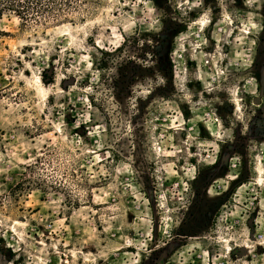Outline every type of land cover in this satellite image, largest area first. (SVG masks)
I'll return each instance as SVG.
<instances>
[{
	"label": "rangeland",
	"instance_id": "374dc122",
	"mask_svg": "<svg viewBox=\"0 0 264 264\" xmlns=\"http://www.w3.org/2000/svg\"><path fill=\"white\" fill-rule=\"evenodd\" d=\"M0 28V264H264V0Z\"/></svg>",
	"mask_w": 264,
	"mask_h": 264
},
{
	"label": "trees",
	"instance_id": "16d2710c",
	"mask_svg": "<svg viewBox=\"0 0 264 264\" xmlns=\"http://www.w3.org/2000/svg\"><path fill=\"white\" fill-rule=\"evenodd\" d=\"M76 0H0V22L12 15L24 24L46 25L66 19ZM0 28V36H5Z\"/></svg>",
	"mask_w": 264,
	"mask_h": 264
},
{
	"label": "water",
	"instance_id": "95a60500",
	"mask_svg": "<svg viewBox=\"0 0 264 264\" xmlns=\"http://www.w3.org/2000/svg\"><path fill=\"white\" fill-rule=\"evenodd\" d=\"M260 102V99L259 98H255L254 100H253V103L254 104H258Z\"/></svg>",
	"mask_w": 264,
	"mask_h": 264
}]
</instances>
